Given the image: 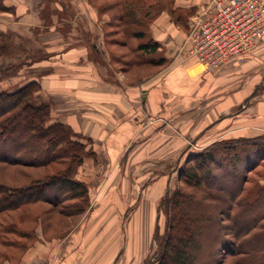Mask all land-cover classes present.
<instances>
[{
	"label": "crops",
	"instance_id": "crops-1",
	"mask_svg": "<svg viewBox=\"0 0 264 264\" xmlns=\"http://www.w3.org/2000/svg\"><path fill=\"white\" fill-rule=\"evenodd\" d=\"M208 1H5L16 24L29 28L18 33L47 39V46H34L43 54L32 61L28 80L41 83L49 121L90 138L105 161L91 165L98 174L107 167L99 200L120 198L105 190L117 171V182L127 184L121 198L129 200L125 213L133 214L131 239L139 217L152 214L172 179L173 162L206 132L218 133L211 143L264 136V39L248 56L214 71L184 59L190 19ZM43 24L58 29L40 31ZM96 236L88 241L94 244ZM83 257L81 264L88 262Z\"/></svg>",
	"mask_w": 264,
	"mask_h": 264
},
{
	"label": "rangeland",
	"instance_id": "rangeland-1",
	"mask_svg": "<svg viewBox=\"0 0 264 264\" xmlns=\"http://www.w3.org/2000/svg\"><path fill=\"white\" fill-rule=\"evenodd\" d=\"M1 16L4 18V23L0 22V29L3 28L5 37L10 38V40L7 39V42H9L11 51L0 55V91H13L29 79L28 73L32 61L43 54L41 51H36L38 47L34 46L41 43L43 46H47V39H27L17 31L24 33L28 32L29 28L16 24V15L5 12L0 14V18ZM81 27L79 24L78 30ZM55 29L58 28L52 27L50 24H43L39 28L40 31L46 30L47 32ZM31 32L34 33L33 30ZM213 132L212 135L211 130L206 132L198 142L182 154L183 156L181 155L180 161L173 162L172 179L167 184L164 182L160 197L153 205L152 214L145 215V219L144 216L139 217L136 223L137 228L132 231L133 239L130 237L133 214L132 212L125 213L127 208L125 202L129 200L121 198V194L128 191V187L126 183L123 185L122 182H117L119 180L118 171L114 175V181L110 179L112 182L107 184L105 190L110 192L113 190L114 195L116 196L115 193H118L120 198L114 197L110 201L107 198L99 200L100 195L98 196V194L104 188H102L104 185L102 183L107 181L105 180L107 167L103 164L102 171L104 172L98 174V172L92 171L95 169L91 165L105 163L99 157L100 152L86 151L81 165L76 164L75 159L69 158L61 163L52 162L51 166L43 167L40 170L29 168L31 171L28 172L29 175L32 173L44 178L46 175L44 172L52 174L73 167L72 176L77 180L84 181L88 188V197H86V193H82L85 188H80L77 195L71 192L64 193L60 197L59 204L55 207L47 202L24 203L13 211L0 214V224L3 225V228H0V262L2 264L4 262L6 264H30L34 260L36 262L34 264H62V261L65 260L67 264L69 261L72 262L71 264H81L83 256H85L88 262L84 264H92V260L93 264H147L156 258L162 247L161 244H164L163 236L168 235L170 227L169 216L172 212L170 205L175 198H179L182 203L180 215L187 214L192 218L197 215V212L201 213V217L197 218L199 223L190 227L195 240H199L197 247L194 246V264H217L219 259L223 264H236L235 257L223 254L222 250L220 252L224 240L227 242L233 238L231 235L233 230L229 228L231 221L226 218V215L223 217L221 215V209L226 208V204L215 200V198H219L211 188V183L205 185L206 181H202L203 184L198 185L199 187L191 185L183 176L185 172L182 173V170L193 162L194 156L210 146L212 138L218 137V133ZM86 138L88 137L82 136L80 140L89 146ZM256 161L252 170H244L242 173L249 179L247 188L264 183V156ZM195 164L197 165V163ZM214 171L218 172L216 168ZM95 173L98 175L96 176ZM108 178L107 175L106 179ZM8 182L14 186H22L30 183V177ZM109 184L111 185L108 186ZM136 185L139 189L143 184ZM200 186L202 187L200 188ZM200 199L199 207L194 206L196 200ZM166 200L170 206V213L169 208L167 210L166 204L163 203ZM106 201L112 202L113 205L110 206L114 211L116 208L118 209L116 214L109 213L112 209H107ZM103 207H105L103 211H100V208ZM175 211L173 210L172 214ZM176 234L177 232L174 233V235ZM186 234L189 233L186 231ZM92 235H97L94 244L92 241H88ZM111 236L116 239V242L112 240ZM180 243L182 242L177 243L180 250L192 252L191 248ZM92 249L95 254L86 256V253ZM169 253L174 254L175 252L169 251ZM35 257H39V259H35Z\"/></svg>",
	"mask_w": 264,
	"mask_h": 264
},
{
	"label": "trees",
	"instance_id": "trees-1",
	"mask_svg": "<svg viewBox=\"0 0 264 264\" xmlns=\"http://www.w3.org/2000/svg\"><path fill=\"white\" fill-rule=\"evenodd\" d=\"M5 1L0 0V14L14 10ZM5 35L0 29V55L11 51L7 42L10 38ZM41 89V83L32 79L16 90L0 91V214L13 211L24 203L47 202L55 207L64 193L77 195L80 188H85L82 193L88 197L84 181L73 178V167L52 174L44 172V178L28 174L29 168L40 170L51 166L52 162L61 163L69 158L81 165L85 152L93 151L90 138H86L88 146L66 124L49 121L51 105L40 100L38 92ZM262 156L264 136L220 139L196 154L193 162L185 167L186 171L182 170L191 185L199 187L204 181L205 185L211 183L219 198L215 200L226 204V208L221 209V215H226L231 221L229 228L233 230V238L227 242L223 239L220 252L222 250L223 254L235 257L236 264H264V183L247 188L249 179L242 174L244 170H252L256 159ZM215 168L218 172L214 171ZM29 177L30 183L22 186L8 182ZM200 202L201 199L196 200L194 206L199 207ZM163 203L167 210L169 208V213L171 206L169 233L163 236L165 241L159 254L147 264H194V246L197 247L199 240H195L190 227L199 223L197 218L201 217V213L197 212L193 219L187 214L180 215L182 203L179 198H175L170 206L167 200ZM173 210H176L174 214ZM0 228H3L2 224ZM175 232L178 236L174 235ZM179 241L192 252L180 250L177 247ZM169 251L175 253L170 254ZM217 264H223L221 259Z\"/></svg>",
	"mask_w": 264,
	"mask_h": 264
},
{
	"label": "built area",
	"instance_id": "built-area-1",
	"mask_svg": "<svg viewBox=\"0 0 264 264\" xmlns=\"http://www.w3.org/2000/svg\"><path fill=\"white\" fill-rule=\"evenodd\" d=\"M264 39V0H209L190 19L185 60L214 71Z\"/></svg>",
	"mask_w": 264,
	"mask_h": 264
}]
</instances>
